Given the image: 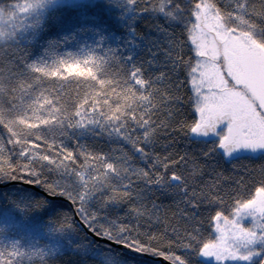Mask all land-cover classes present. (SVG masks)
I'll return each mask as SVG.
<instances>
[{
	"label": "trees",
	"instance_id": "16d2710c",
	"mask_svg": "<svg viewBox=\"0 0 264 264\" xmlns=\"http://www.w3.org/2000/svg\"><path fill=\"white\" fill-rule=\"evenodd\" d=\"M205 1L264 48V0H0V264H164L90 231L176 264H213L200 254L214 219L264 188V151L227 158L228 143L204 124L195 131L192 28ZM88 22L106 39L93 75L30 67ZM41 91L55 104L51 125L24 117ZM90 162L117 167L97 213L63 179Z\"/></svg>",
	"mask_w": 264,
	"mask_h": 264
},
{
	"label": "rangeland",
	"instance_id": "374dc122",
	"mask_svg": "<svg viewBox=\"0 0 264 264\" xmlns=\"http://www.w3.org/2000/svg\"><path fill=\"white\" fill-rule=\"evenodd\" d=\"M192 28V39L200 57L192 79L197 96V128L222 112L214 133L219 143L230 146L224 155L232 158L242 153L264 151V48L245 32L226 28L208 2H202ZM88 22L80 31L68 32L56 55L43 51L30 67L61 75H93L106 53V39ZM24 117L41 126L54 123L55 104L48 93L31 94ZM215 122V121H214ZM219 127V129H217ZM194 131V132H195ZM195 132V134H197ZM207 133V132H206ZM113 164L88 163L78 177L64 178L77 192L82 206L97 213L99 186L108 175H116ZM97 210V211H96ZM100 220H103L99 217ZM215 240L203 248L201 258L213 264H252L264 251V188L252 200L240 205L232 214L222 213L214 219Z\"/></svg>",
	"mask_w": 264,
	"mask_h": 264
},
{
	"label": "water",
	"instance_id": "95a60500",
	"mask_svg": "<svg viewBox=\"0 0 264 264\" xmlns=\"http://www.w3.org/2000/svg\"><path fill=\"white\" fill-rule=\"evenodd\" d=\"M15 181H13L14 183ZM22 184H24L25 186H29V187H34V188H37L34 184L32 183H27V182H22ZM92 233V235L98 239L99 241H105V242H108L110 243L111 245L113 246H116V247H119L121 248L122 250H124L125 252L129 253V254H132V255H136V256H142V257H146L148 259H153V260H158V261H161L163 262L164 264H176L175 262L163 257V256H159V255H154L152 253H149V252H146V251H142L140 249H137V248H134L130 245H127L125 243H117L115 241H112L106 237H102L98 234H95L93 233L92 231H90ZM260 264H264V258L262 260V262Z\"/></svg>",
	"mask_w": 264,
	"mask_h": 264
},
{
	"label": "flooded vegetation",
	"instance_id": "af4514ba",
	"mask_svg": "<svg viewBox=\"0 0 264 264\" xmlns=\"http://www.w3.org/2000/svg\"><path fill=\"white\" fill-rule=\"evenodd\" d=\"M218 114L222 115V112L214 113V117H209L208 121L204 125L209 126V127H211V126L215 127L216 126V120L219 119V115ZM214 129H216V128H214Z\"/></svg>",
	"mask_w": 264,
	"mask_h": 264
}]
</instances>
